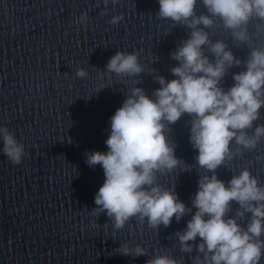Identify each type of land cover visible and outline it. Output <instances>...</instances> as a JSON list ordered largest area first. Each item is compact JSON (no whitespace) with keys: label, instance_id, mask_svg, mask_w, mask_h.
I'll return each instance as SVG.
<instances>
[{"label":"water","instance_id":"obj_1","mask_svg":"<svg viewBox=\"0 0 264 264\" xmlns=\"http://www.w3.org/2000/svg\"><path fill=\"white\" fill-rule=\"evenodd\" d=\"M159 8L158 0H0V264H149L161 256L176 264H208L199 237L188 242L191 251L179 239L197 211L192 201L199 181L215 175L228 186L249 171L264 187V134L257 139L264 107L251 127L238 131L255 146L234 138L215 171L198 164L194 116L184 114L174 124L165 122L164 130L180 165L158 173L157 183L190 211L167 227L154 228L137 215L116 228L95 204L105 176L102 166L88 165L87 155L108 150L111 117L134 89L155 99L160 78L178 79L175 54L194 30L207 33L202 52L211 63L218 60L216 43L233 54L220 81L225 91L247 70L252 53L264 52V18L255 14L233 29L197 0L192 19L210 16L214 23L194 29L162 19ZM118 52L135 53L142 72H109ZM5 130L23 146L18 164L3 151ZM229 218L246 230L253 217L233 201ZM138 247L145 254L136 255Z\"/></svg>","mask_w":264,"mask_h":264},{"label":"clouds","instance_id":"obj_2","mask_svg":"<svg viewBox=\"0 0 264 264\" xmlns=\"http://www.w3.org/2000/svg\"><path fill=\"white\" fill-rule=\"evenodd\" d=\"M158 2L162 19L189 22L188 26L194 29L214 23L210 16L192 19L197 0ZM204 4L211 16L220 17L226 27L233 29L247 23L253 14L264 18V0H204ZM208 42L206 32L194 30L191 39L175 54L180 66L173 73L178 79L160 78L162 87L155 92V99L142 89H134L111 117L108 150L87 155L88 165L102 166L105 176L95 204L114 219L116 228L124 227L137 215L147 218L154 228L161 224L167 227L174 217L179 221L190 211L178 194L157 183L158 173L171 172L180 165L165 135V122L174 124L184 114L194 116L191 142L198 150V164L209 171L223 164L234 138L238 144L255 146V140L238 135V131L251 127L264 107V52L254 51L247 70L235 75L234 86L225 91L220 81L234 61L233 54L225 51L223 43H216L212 51L218 60L213 64L202 52ZM107 69L128 75L143 70L135 53L123 52L110 59ZM78 75L83 77L86 73L81 70ZM262 134L264 127L257 129V139ZM3 139L5 155L17 164L22 162L23 146L7 130ZM233 201L252 213L246 230L235 219H225ZM192 204L197 211L179 236L185 251H191L188 242L199 237V250L205 252L208 264H260L264 258V187L249 171L234 177L228 186L215 175L202 177ZM143 254L144 250L138 247L136 255ZM149 264L176 261L161 256Z\"/></svg>","mask_w":264,"mask_h":264}]
</instances>
